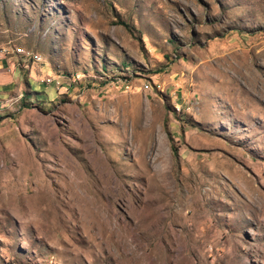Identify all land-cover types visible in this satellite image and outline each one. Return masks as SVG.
Here are the masks:
<instances>
[{"label":"rangeland","instance_id":"rangeland-1","mask_svg":"<svg viewBox=\"0 0 264 264\" xmlns=\"http://www.w3.org/2000/svg\"><path fill=\"white\" fill-rule=\"evenodd\" d=\"M0 57V264H264V0H0Z\"/></svg>","mask_w":264,"mask_h":264},{"label":"crops","instance_id":"crops-1","mask_svg":"<svg viewBox=\"0 0 264 264\" xmlns=\"http://www.w3.org/2000/svg\"><path fill=\"white\" fill-rule=\"evenodd\" d=\"M2 59L3 58L0 57V97H5V100L0 99V102L2 103L0 104V110L6 108L5 106H7L6 103L8 101L12 102L13 98H11V96L15 92V90L24 92V94L19 97L21 103L31 102V97L34 93H32L27 89V87L24 86L26 85L31 88L29 82L25 78V76L28 72H30L31 69L20 71V73L17 75L16 71L13 68L12 62L4 61Z\"/></svg>","mask_w":264,"mask_h":264},{"label":"built area","instance_id":"built-area-1","mask_svg":"<svg viewBox=\"0 0 264 264\" xmlns=\"http://www.w3.org/2000/svg\"><path fill=\"white\" fill-rule=\"evenodd\" d=\"M25 57H29V58H31V59H38V58H35V56H31V55H29V54H25ZM38 61H39V59H38ZM46 80H48V78H46V79L44 80V82H46Z\"/></svg>","mask_w":264,"mask_h":264},{"label":"bare ground","instance_id":"bare-ground-1","mask_svg":"<svg viewBox=\"0 0 264 264\" xmlns=\"http://www.w3.org/2000/svg\"><path fill=\"white\" fill-rule=\"evenodd\" d=\"M35 58H38V59H40L39 57H35Z\"/></svg>","mask_w":264,"mask_h":264}]
</instances>
